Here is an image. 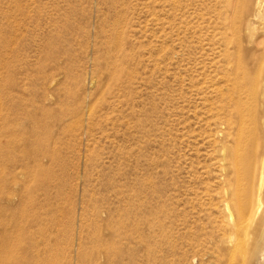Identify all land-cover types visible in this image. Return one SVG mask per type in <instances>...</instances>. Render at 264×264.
<instances>
[{
    "label": "rangeland",
    "instance_id": "rangeland-1",
    "mask_svg": "<svg viewBox=\"0 0 264 264\" xmlns=\"http://www.w3.org/2000/svg\"><path fill=\"white\" fill-rule=\"evenodd\" d=\"M262 56L264 0H0V264H264L216 92Z\"/></svg>",
    "mask_w": 264,
    "mask_h": 264
},
{
    "label": "bare ground",
    "instance_id": "bare-ground-1",
    "mask_svg": "<svg viewBox=\"0 0 264 264\" xmlns=\"http://www.w3.org/2000/svg\"><path fill=\"white\" fill-rule=\"evenodd\" d=\"M249 25L247 22L248 29ZM218 80V110L225 119L222 123L232 131L236 129L235 133H218L228 227L240 237L239 247L244 237L251 235L259 256L264 250V115L258 122L254 110L256 101L264 96V56L257 59L249 74L244 75L238 64ZM245 122L251 124V133H243Z\"/></svg>",
    "mask_w": 264,
    "mask_h": 264
}]
</instances>
